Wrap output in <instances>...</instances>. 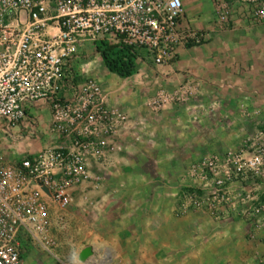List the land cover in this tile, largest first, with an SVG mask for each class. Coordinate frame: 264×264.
<instances>
[{
  "label": "built area",
  "instance_id": "built-area-1",
  "mask_svg": "<svg viewBox=\"0 0 264 264\" xmlns=\"http://www.w3.org/2000/svg\"><path fill=\"white\" fill-rule=\"evenodd\" d=\"M211 2L210 27L196 30L182 22L183 0H0V128L25 126L36 134L30 111L43 104L50 113L47 131L67 142L26 153L15 164L0 154V264L20 262L23 237L46 239L47 202L70 205L75 187L91 177L90 160L102 161L121 148L115 137L128 128L129 113L109 102L103 79L89 73L95 59L84 57L96 52L95 43L129 47L136 63L168 66L181 46L201 44L229 25L234 3L247 21L264 23V0ZM83 60L85 66L73 67ZM197 90L188 77L173 90L156 91L149 106L161 111ZM197 169L208 192L183 193L180 206L223 218L225 204L237 209L232 199L251 203L239 212L254 230L259 221L253 216L264 206L255 205L246 186L264 182V121L239 139L237 150L207 155Z\"/></svg>",
  "mask_w": 264,
  "mask_h": 264
},
{
  "label": "rangeland",
  "instance_id": "rangeland-1",
  "mask_svg": "<svg viewBox=\"0 0 264 264\" xmlns=\"http://www.w3.org/2000/svg\"><path fill=\"white\" fill-rule=\"evenodd\" d=\"M247 24L252 37L264 41V23ZM84 58L95 59L88 65L90 74L112 79L95 51ZM85 64L83 60L75 66ZM143 64L151 73L161 67ZM178 85L158 86L141 95L139 115L128 112L129 136L115 137L121 148L109 150L102 161L90 160L91 177L75 187L70 205L47 202V237H23L18 264H264V247L259 250L256 245L264 241V207L253 216L259 222L252 230L239 212L251 209V203L232 199L237 209L225 204L228 215L223 218L180 206L183 193L195 190L205 196L208 192L196 174L201 159L237 150L239 139L254 133L258 123L245 106L236 113L219 109L201 114L192 106L197 93L161 111L150 108L156 91ZM243 116L246 121L240 119ZM260 116L263 120L264 112ZM257 183L247 184L249 194L255 205L264 206V190ZM87 245L93 249L89 259L94 260L81 262L78 253ZM107 245L118 250L113 262L103 253Z\"/></svg>",
  "mask_w": 264,
  "mask_h": 264
},
{
  "label": "crops",
  "instance_id": "crops-1",
  "mask_svg": "<svg viewBox=\"0 0 264 264\" xmlns=\"http://www.w3.org/2000/svg\"><path fill=\"white\" fill-rule=\"evenodd\" d=\"M183 6L184 24L196 30L210 27L213 17L211 0H183ZM247 23L242 8L234 3L229 25L214 32L210 39L201 44L181 46L175 62L171 65L161 66L151 73L143 64L148 60H140L136 66V69H140L139 72L126 78H120L108 71L113 75L112 79H105L103 75L101 78L109 92V102L121 105L131 114H138L136 109H141L139 99L142 94L147 95L158 86L173 88L190 77L198 86L192 106L197 107L201 114L219 109L236 113L241 112V106H245L246 109L250 108V116L259 126L264 121L260 116L261 111L264 112V52L261 51L264 41L252 37ZM73 64L76 68L78 62ZM126 83L130 86L127 87ZM30 112L37 119L36 134L31 133L25 126L0 128V154L6 163L15 164L24 154L36 153L46 146L67 144L65 139L47 131L50 113L45 105H36ZM240 119L246 121L247 118L243 116ZM149 126L145 125L148 131ZM130 132L129 129L120 131L119 136H129ZM129 149L130 147L126 148ZM257 184V187L264 190V182ZM258 234L261 236L262 233ZM256 245L260 250V246L264 247V241ZM113 247L114 245H107L103 250L111 262L119 255L118 250ZM90 259L88 262L94 260L92 257Z\"/></svg>",
  "mask_w": 264,
  "mask_h": 264
},
{
  "label": "trees",
  "instance_id": "trees-1",
  "mask_svg": "<svg viewBox=\"0 0 264 264\" xmlns=\"http://www.w3.org/2000/svg\"><path fill=\"white\" fill-rule=\"evenodd\" d=\"M95 50L108 71L117 76L126 78L136 71V54L129 47L98 41L95 43Z\"/></svg>",
  "mask_w": 264,
  "mask_h": 264
},
{
  "label": "water",
  "instance_id": "water-1",
  "mask_svg": "<svg viewBox=\"0 0 264 264\" xmlns=\"http://www.w3.org/2000/svg\"><path fill=\"white\" fill-rule=\"evenodd\" d=\"M92 254H93L92 247L87 245L79 251L78 260L81 262H86Z\"/></svg>",
  "mask_w": 264,
  "mask_h": 264
}]
</instances>
